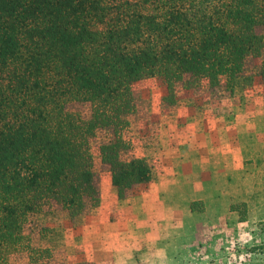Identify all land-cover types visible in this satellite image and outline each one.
Instances as JSON below:
<instances>
[{
    "label": "trees",
    "instance_id": "trees-1",
    "mask_svg": "<svg viewBox=\"0 0 264 264\" xmlns=\"http://www.w3.org/2000/svg\"><path fill=\"white\" fill-rule=\"evenodd\" d=\"M155 77L169 97L263 80L264 0H0V264H80L38 217L99 205L95 152L120 198L152 180L131 129Z\"/></svg>",
    "mask_w": 264,
    "mask_h": 264
},
{
    "label": "rangeland",
    "instance_id": "rangeland-1",
    "mask_svg": "<svg viewBox=\"0 0 264 264\" xmlns=\"http://www.w3.org/2000/svg\"><path fill=\"white\" fill-rule=\"evenodd\" d=\"M199 92L181 88L175 96L169 97L162 78L136 83L139 111L132 117L134 151L138 155L149 153L152 156V180L139 185L130 196L120 198L109 172L95 152L99 205L73 219L63 211L38 217L39 222L59 228V234L44 243L54 245L60 259L80 264L171 263L169 259L173 253L168 245L174 234L171 227L157 224L154 231L147 232L150 242L141 240L136 245H129L119 236L121 232L131 230L122 228V222L127 217L143 218V211L151 210L149 203L158 201L161 207H152L156 213L145 216L144 222H150L151 218H167V200L172 196L162 187L178 158L193 149H205L204 144L211 137L209 134L221 136L219 139L222 140L227 137L226 133H235L238 120L260 115L264 108V79L255 78L247 85L242 83L232 92L201 91V95ZM169 99L175 102L170 104ZM253 178L254 189L247 196V201H233L229 212L223 211L224 218L201 228L198 238L191 240V224L189 221L185 223V232L177 234V240L173 238L181 249L175 258L177 260L171 264H264V209L257 206L264 198V177ZM190 207L195 213L202 212L204 201H191ZM147 243L149 246L153 243L154 247H147Z\"/></svg>",
    "mask_w": 264,
    "mask_h": 264
},
{
    "label": "crops",
    "instance_id": "crops-1",
    "mask_svg": "<svg viewBox=\"0 0 264 264\" xmlns=\"http://www.w3.org/2000/svg\"><path fill=\"white\" fill-rule=\"evenodd\" d=\"M259 113L261 114L248 116L243 121L238 120L235 123V133H226L227 137L222 140L219 139L221 136L209 134L211 137L204 144L205 149L196 148L184 157H179L167 183L162 187L172 196L167 200L168 217L164 220L151 218L150 222H144L147 218L145 216L156 213L152 207H161L160 201L151 202V210L143 211L144 219L127 217L122 222V228L128 227L131 230L121 232V240L129 245H136L141 240L148 242L147 232L154 231L159 224L171 227V232L177 235L185 232L187 221L191 224L189 235L193 240L199 237L201 228L221 221L224 218L223 211L226 213L233 201H247V196L254 189L253 176L264 177V108ZM194 200L204 201L205 209L202 212L195 213L191 210L190 202ZM257 206L264 209V198L259 200ZM174 234L168 242L173 253L169 259L171 263H175L181 249L173 242V238H179ZM146 246L153 248L154 244L150 243L149 246L147 243Z\"/></svg>",
    "mask_w": 264,
    "mask_h": 264
}]
</instances>
